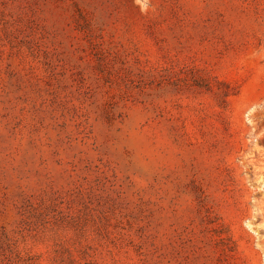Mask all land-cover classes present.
<instances>
[{
	"label": "rangeland",
	"instance_id": "1",
	"mask_svg": "<svg viewBox=\"0 0 264 264\" xmlns=\"http://www.w3.org/2000/svg\"><path fill=\"white\" fill-rule=\"evenodd\" d=\"M0 264H264V0H0Z\"/></svg>",
	"mask_w": 264,
	"mask_h": 264
},
{
	"label": "trees",
	"instance_id": "2",
	"mask_svg": "<svg viewBox=\"0 0 264 264\" xmlns=\"http://www.w3.org/2000/svg\"><path fill=\"white\" fill-rule=\"evenodd\" d=\"M167 85L172 87L176 92H181L184 89H205L207 91H212L214 84L211 79L203 77L192 72L191 77H177V78H168ZM163 81L160 82L159 86L164 85ZM218 101L220 106L225 107L226 98L232 94V89L230 85L216 81Z\"/></svg>",
	"mask_w": 264,
	"mask_h": 264
}]
</instances>
